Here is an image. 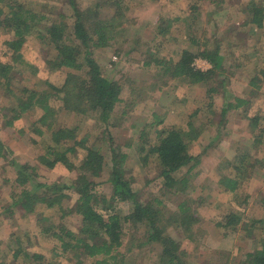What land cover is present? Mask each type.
Wrapping results in <instances>:
<instances>
[{"label":"rangeland","instance_id":"obj_1","mask_svg":"<svg viewBox=\"0 0 264 264\" xmlns=\"http://www.w3.org/2000/svg\"><path fill=\"white\" fill-rule=\"evenodd\" d=\"M17 1L29 7H32L29 3H34L32 8L38 9H42L46 2H53L57 5L56 8L60 7L57 0ZM93 1L77 0L81 9ZM96 1L104 6L102 19L110 18L113 9L108 7V2ZM248 1L225 0L222 11H214L212 6L198 0H126L129 10L124 12L125 17H121V22L124 26H134L131 31L137 36L134 39L123 36L116 44L110 42V46L93 50L91 55L100 66L103 76L119 80L122 86L123 103L115 109L110 120L115 127L105 130V127L97 125L94 119L67 114L61 109L60 101H49L56 111L53 118L55 129L78 127V139L86 134L91 135L88 145L96 141L101 145L111 144L120 148V151L128 156L127 173L132 178V188L141 201L156 197L171 211L176 208L177 197L164 198L160 193L161 179L157 168L153 163H145L149 145L144 147L143 153L137 154L136 146L141 141L139 133L142 132L147 141L154 144L157 141L153 131L155 118L160 120L165 128L175 127L186 131L191 123L200 131L199 138L192 143L190 149L192 156L200 159V164L193 170L185 196L180 201L194 200L189 204L191 212L195 211L201 218L202 222L198 227L205 233L199 236L201 238H198L197 243L183 240L175 231L171 233L179 239L178 242L185 253L181 261L186 264H241L245 253L253 249L255 242L264 237V205L261 204L264 199V86L258 89L257 95H251L254 90L250 86L251 79L264 71V34L263 31L249 32L247 27L242 26L244 15L240 10ZM257 1H261L264 6V0ZM106 4L108 6H105ZM190 6H197L196 13ZM62 9L68 17L71 16L69 8L65 6ZM161 18L164 21L175 18L178 20L174 21L166 36H155ZM190 37L202 42L204 38L221 41V55L225 59L223 69L226 93L229 99L244 97L249 101L247 106L229 112L223 120V125L219 122L224 104L221 90L213 99L208 100L205 94L206 86L188 85L167 77L164 78L167 85H160L161 82L154 78L160 73L158 67L147 69L143 66L144 58L141 54L147 49H154L157 57L169 58L173 62L179 60L184 49L194 52V47L189 45ZM10 39L9 35L0 34V63L14 68L10 79L7 80L9 87L5 86L6 81L0 80V139L10 152L6 156L7 160L0 159V258L3 260L2 257H5V262L12 261L11 253L5 254L8 251L7 244L11 239H16L19 241V247L27 253L42 255L45 260L57 264H78L73 253H62L60 243L52 236L42 234L41 230L53 225L77 231L81 227L80 218L75 215L63 218L58 208L48 210L43 207L37 209L35 214L25 217L21 209L11 206L9 198L14 188L12 181L15 166L10 162L34 166L36 183L69 184L74 174H70L60 164L53 169L39 164V156L52 144L50 132H36L39 128L44 130L37 122L42 114L40 109L31 106L11 127L4 126L2 116L7 107L26 101L30 91H47L48 85L61 87L69 72L54 67L55 51L47 41L38 37L28 39L20 55L13 61V51L6 45ZM108 48L111 51L106 52ZM114 50L127 54L120 58ZM193 66L200 71L210 69V65L200 58L194 60ZM215 79L217 81L219 77ZM154 85L160 86V89H152ZM210 87H217V83L211 82ZM209 102L212 103L210 111ZM252 118L257 119L255 127L250 125L249 119ZM108 138H112L115 143L112 144ZM128 145L130 147H127ZM205 146L209 147L206 151ZM83 154L79 151V158L75 160L78 161ZM225 161L228 166L238 165L241 161L242 169H245V176L238 180L239 186L234 193L223 191L219 183L221 173L229 174ZM109 166V163H106L95 187L98 195L107 197L111 193V186L107 182ZM186 170H181L176 176H182ZM230 170L233 171L232 168ZM231 174L234 175V172ZM68 194L70 199L61 202L62 213L71 208L77 199L72 192ZM117 208L120 215H126L130 211L127 204ZM230 216L231 219H239L235 229L223 227ZM44 217L46 221L38 222ZM125 227L123 246L119 249L121 254H125V264H156L155 245L140 251L133 248L130 253H126L134 240L130 232L132 230H129L126 224ZM16 262L21 264L20 258ZM94 262L95 260L85 259L82 264Z\"/></svg>","mask_w":264,"mask_h":264},{"label":"trees","instance_id":"obj_2","mask_svg":"<svg viewBox=\"0 0 264 264\" xmlns=\"http://www.w3.org/2000/svg\"><path fill=\"white\" fill-rule=\"evenodd\" d=\"M57 1L60 4L58 8L53 2L52 4L46 2L42 9H38L32 8L34 3H29L32 5L29 7L17 0H0V34L11 37L6 45L13 51V61L20 55L28 39L38 37L47 41L55 51L54 67L57 70L69 71L61 87L48 85L47 91H30L26 101L7 107L2 118L5 122L4 126L11 127L31 106L40 109L42 114L37 122L38 126L40 125L44 130L39 128L36 132L38 134L50 132L52 144L47 146L43 155L39 156V164L47 169H53L60 164L74 176L69 184L36 183L37 174L34 166L10 162L15 166L12 181L14 188L9 198L11 206L21 209L25 217L35 214L37 209L43 207L48 210L58 208L63 218L67 215L80 218L81 227L77 231L53 225L41 230L42 234L52 236L60 243L62 253H73L74 258L77 259L75 262L78 264H82L85 259L95 260L94 264H125V254L119 252L123 246L125 224L128 225L129 230H132L130 232L134 240L126 253H130L133 248L140 251L155 245L157 246L156 264H186L181 261L185 253L181 249L179 239L173 237L171 233L175 231L177 235L182 236L183 240L190 243H197L198 238H201L199 236L205 233L201 227H198L202 222L201 218L195 211L191 212L189 204L194 200L180 201L185 196L193 170L200 164V159L192 156L190 152L192 143L199 138L200 131L191 123L188 124L186 131L175 127L165 128L161 125V121L155 118L153 131L157 141L154 144H150L142 132L139 133L141 141L136 146L137 154L143 153L144 147L149 145L145 163H153L157 168L161 179L160 193L164 198L177 197L176 208L171 211L156 197L149 201H141L133 190V180L127 173L128 156L122 153L120 148L111 144L101 145L96 141L88 145L91 135L86 134L78 139V127L55 129L53 118L56 111L49 104V101L53 99L60 101L61 109L67 114L94 119L97 125L104 126L105 130L115 127L110 120L115 109L123 103L122 86L119 80L103 76L100 66L91 55L93 50L110 46V42L116 44L123 36L129 39L137 36L131 31L134 26H124L121 22V17H125L124 12L129 10L126 0H106L109 6L107 4L105 6L113 9L111 17L107 19H102L101 12L104 6L96 0L83 9L79 7L77 0ZM198 1L212 6L214 11H222L221 7L225 4V0ZM65 6L70 10V17L62 9ZM190 9L195 13L198 10L197 6H190ZM240 11L244 15L243 27H247L249 32L263 31L264 34V6L261 1L250 0ZM194 18H196L195 15ZM160 20L155 36H166L174 21L177 22L178 19L164 21L161 18ZM205 39L202 42L190 37L189 45H192L195 51L182 50L177 62L165 57L159 58L157 53L154 54V49L151 51L147 49L148 51L141 54L144 58L143 66L147 69L152 66L158 67L160 73L154 78L161 82L160 85H167L164 79L167 77L171 80L178 79L188 85L206 86L205 94L208 100L213 99V96L221 90L224 104L220 111L219 122L223 125L225 122L223 120L229 112L247 106L249 101L244 97L229 99L224 88L225 59L221 55V41ZM109 51L111 49H106V52ZM118 51L114 53L120 58L127 54L122 53L121 50ZM197 58L205 60L210 65V69L206 71L196 69L193 62ZM12 72L14 68L11 65L0 63V80L6 81L5 86H10L7 80L10 79ZM216 77H219L217 81L214 80ZM213 81L217 83V87H210L211 82L215 83ZM250 86L254 90L251 95H257L258 89L264 86V71L251 79ZM155 88L160 89V86L154 85L152 89ZM211 107L212 103L209 102V111ZM124 113L123 111L122 114ZM211 114L215 113L211 112ZM249 120L250 125L255 127L257 119ZM108 139L112 144L115 143L112 138ZM208 148L205 146L204 150ZM79 151L84 154L77 161L75 159L79 158ZM8 154L10 152L0 139V159L7 160ZM106 163L110 165L107 182L111 186V193L108 197L98 195L95 191ZM226 163L227 161H225V167L226 169L228 167L229 174L221 173L219 183L223 191L234 193L239 186L238 180L245 176L243 172L245 169H242L241 161L238 165L228 166ZM183 169H187L186 172L182 176H176ZM231 172H234V175ZM65 192H72L77 199L71 208L62 213L61 202L70 199V195ZM126 204L130 207L129 213L120 215L117 207ZM261 204L264 205V199ZM44 221H46L45 217L40 218L38 222ZM238 221L239 219L234 217L231 219L230 216L223 227L235 229ZM19 246V241L11 239V242L7 244L8 251L5 255L11 253L12 261L5 262V257H2L0 264H17L16 261L19 258L21 264L34 262L57 264L45 260L42 255L27 253ZM234 260L235 258L232 262ZM241 264H264V237L255 242L253 249L245 253Z\"/></svg>","mask_w":264,"mask_h":264},{"label":"crops","instance_id":"obj_3","mask_svg":"<svg viewBox=\"0 0 264 264\" xmlns=\"http://www.w3.org/2000/svg\"><path fill=\"white\" fill-rule=\"evenodd\" d=\"M250 1V0H249ZM223 107V106H222Z\"/></svg>","mask_w":264,"mask_h":264}]
</instances>
